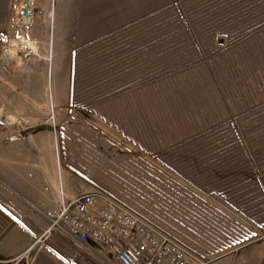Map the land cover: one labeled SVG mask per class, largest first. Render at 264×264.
Returning <instances> with one entry per match:
<instances>
[{"label": "rangeland", "instance_id": "374dc122", "mask_svg": "<svg viewBox=\"0 0 264 264\" xmlns=\"http://www.w3.org/2000/svg\"><path fill=\"white\" fill-rule=\"evenodd\" d=\"M24 1L0 0V236L9 240L7 252L16 254L6 264H27L33 257L41 243L26 252L18 243L33 244L43 234L48 224L44 210L57 198L60 181L68 196L93 193L99 206L127 209L154 230L169 234L186 248L193 264L200 259L196 249L210 251L215 241L224 247L245 242L253 226L264 235V222L256 223L264 218V59L249 62V74L259 84L244 91H251L250 104L228 116L230 122L193 126L194 132L177 144L154 146L137 141L139 123L129 121L133 112L119 113L116 91L92 88L88 65L93 59L107 60L102 52L106 44L126 46L123 41L130 35L120 31L128 24L181 0L126 20L103 35L91 26L71 27L66 0H34L29 17L20 14ZM204 1L214 4L217 16L224 6L233 19L216 33V45L224 48L229 39L225 27L231 33L235 16L241 17L249 3ZM251 1L255 7L264 2ZM198 4L189 8L198 11ZM157 24L161 32L156 40L180 31ZM260 24L254 30L246 27V33H263L264 22ZM24 37L33 47L20 42ZM147 40H129L128 49L146 51L142 45ZM242 42L255 49L253 37ZM235 85L228 94L246 83ZM104 99L115 103L116 122L101 117ZM227 196L241 205L233 206ZM90 258L92 264H115L110 256Z\"/></svg>", "mask_w": 264, "mask_h": 264}, {"label": "trees", "instance_id": "16d2710c", "mask_svg": "<svg viewBox=\"0 0 264 264\" xmlns=\"http://www.w3.org/2000/svg\"><path fill=\"white\" fill-rule=\"evenodd\" d=\"M242 1L243 5L248 2L256 10L251 11L249 7L245 9L249 14L246 15L244 10L241 17L238 13L235 16L238 21L231 28V33L227 27L233 19L226 14L224 6L221 16H217L211 2L203 5L204 0H181L128 24L120 31L130 35L123 41L126 46L116 48L106 44L107 48L102 52L107 60H91L88 67L92 88L98 86L100 92L116 91L114 98H119L116 102L119 113L123 109L133 112L134 116L129 121L139 123L135 127L140 133L137 141L170 147L194 132L193 126L206 128L225 122L239 108L250 104L251 91H244L257 81L249 74V62L264 59V32L259 30L255 35V32L248 34L246 27L254 26V30L264 22V2L255 7L251 0ZM191 4L192 8L198 4V11L191 10ZM258 14V21H255ZM227 19L230 22L224 31L229 37L228 45L222 48L216 45V33L226 25ZM157 22L162 23L160 27L177 26L180 31L177 35L156 40L161 32ZM134 30L138 33L135 34ZM144 36L148 39L142 45L146 51L128 49L129 40L137 41ZM250 37L256 42L254 50L247 49L246 43L242 42ZM150 43L152 46H148ZM238 81L246 85L237 87V93L228 94L236 90ZM133 86L136 88L129 90ZM117 114L115 103L104 99L101 117L112 122L115 119L116 122ZM147 119L151 122V129H148ZM239 132L241 142L247 143ZM157 152V158L164 161L159 156L161 151ZM227 198L234 202L231 196Z\"/></svg>", "mask_w": 264, "mask_h": 264}, {"label": "built area", "instance_id": "2783aa9c", "mask_svg": "<svg viewBox=\"0 0 264 264\" xmlns=\"http://www.w3.org/2000/svg\"><path fill=\"white\" fill-rule=\"evenodd\" d=\"M44 213L48 225L36 243L59 234L90 255L110 256L115 264H193L190 253L169 234L127 209L99 206L93 193L68 196L61 181Z\"/></svg>", "mask_w": 264, "mask_h": 264}, {"label": "crops", "instance_id": "0c3cea01", "mask_svg": "<svg viewBox=\"0 0 264 264\" xmlns=\"http://www.w3.org/2000/svg\"><path fill=\"white\" fill-rule=\"evenodd\" d=\"M174 1L176 0H66L70 3L71 27L85 29L91 26L102 35L117 30L127 22L126 20L142 17ZM227 200L233 206L241 205L237 202L232 203L228 198ZM245 207L247 208L246 204ZM242 211L247 213L245 208ZM4 213L8 214L6 211ZM263 222L264 218L256 220V223ZM248 235L250 239L245 242L232 241V245L224 247L219 244V241H215L210 251L196 249L195 253L200 260L206 262L205 264H264V235L257 233L254 226L249 230ZM6 239L8 238L0 236V264H6L11 256L16 255L7 252L9 240ZM39 243H41L40 246L27 264H79L80 260L84 264H92L90 256L83 251H78L69 239L65 240L61 236L52 235ZM39 243L33 245L25 240L23 244L18 243V246L21 251L26 252ZM59 245L63 249L56 251L54 247L58 248Z\"/></svg>", "mask_w": 264, "mask_h": 264}, {"label": "water", "instance_id": "95a60500", "mask_svg": "<svg viewBox=\"0 0 264 264\" xmlns=\"http://www.w3.org/2000/svg\"><path fill=\"white\" fill-rule=\"evenodd\" d=\"M34 0H25L24 4L22 6V10L20 12L21 15H25L26 17H29L32 13L31 10V4L33 3Z\"/></svg>", "mask_w": 264, "mask_h": 264}, {"label": "bare ground", "instance_id": "6f19581e", "mask_svg": "<svg viewBox=\"0 0 264 264\" xmlns=\"http://www.w3.org/2000/svg\"><path fill=\"white\" fill-rule=\"evenodd\" d=\"M25 39H26L25 37H24V38H22V39L20 40V42H21V43H24V42H26V44H27V45H29L30 47H33V43H32V42H30V41H28V40H27V41H25ZM27 45H26V47H27ZM23 46H24V45H23ZM31 49H32V48H31Z\"/></svg>", "mask_w": 264, "mask_h": 264}]
</instances>
